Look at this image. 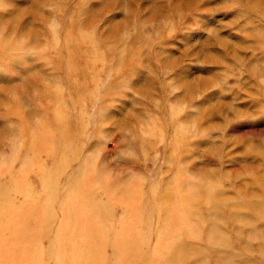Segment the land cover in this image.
<instances>
[{
  "label": "rangeland",
  "instance_id": "rangeland-1",
  "mask_svg": "<svg viewBox=\"0 0 264 264\" xmlns=\"http://www.w3.org/2000/svg\"><path fill=\"white\" fill-rule=\"evenodd\" d=\"M0 101V264H264V0H0Z\"/></svg>",
  "mask_w": 264,
  "mask_h": 264
},
{
  "label": "bare ground",
  "instance_id": "bare-ground-1",
  "mask_svg": "<svg viewBox=\"0 0 264 264\" xmlns=\"http://www.w3.org/2000/svg\"><path fill=\"white\" fill-rule=\"evenodd\" d=\"M1 102V101H0ZM3 103V102H2ZM39 140V139H38ZM30 145H32V148H34V149H40V148H42V147H44V145H42V143L39 141V143H30ZM46 148H47V146H46ZM17 184V183H16ZM20 185H21V187L22 188H24V189H27V184H25V183H21L20 182ZM9 191V190H8ZM8 191H5V189H1V192L2 193H6V192H8ZM10 192V191H9ZM8 192V193H9ZM1 198H3V195H1ZM2 200V199H1ZM27 208V207H26ZM27 210V212H28V209H26ZM27 212H25V213H27ZM6 215H9V210L7 209H3V208H1L0 209V219H1V217H5ZM74 247V246H73ZM72 248V247H71ZM73 249V248H72Z\"/></svg>",
  "mask_w": 264,
  "mask_h": 264
}]
</instances>
